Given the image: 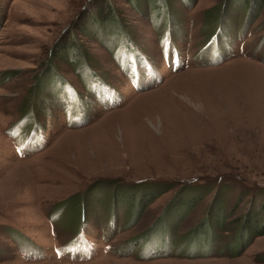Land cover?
Here are the masks:
<instances>
[{
    "label": "rangeland",
    "instance_id": "1",
    "mask_svg": "<svg viewBox=\"0 0 264 264\" xmlns=\"http://www.w3.org/2000/svg\"><path fill=\"white\" fill-rule=\"evenodd\" d=\"M263 206L264 0H0V264H264Z\"/></svg>",
    "mask_w": 264,
    "mask_h": 264
},
{
    "label": "trees",
    "instance_id": "2",
    "mask_svg": "<svg viewBox=\"0 0 264 264\" xmlns=\"http://www.w3.org/2000/svg\"><path fill=\"white\" fill-rule=\"evenodd\" d=\"M139 0H129V4H132L134 6H136V3L138 2ZM160 2L164 1L166 2V0H159ZM109 8H107V11L106 12H103L101 13L100 15L96 16L95 20L98 21L99 23L101 24H104V26H108L107 24H109V22H111L113 19H116V15L114 13V11H112L111 9V12H108ZM166 187H168L167 189H171L172 186L170 185H166ZM147 188L151 189V190H157L158 193L160 192L161 189H165V186L163 185H158L157 183H150ZM137 188H131V190H136ZM160 195V194H159ZM159 195H156V196H159ZM264 207V206H263ZM260 209H263L262 207L255 211L254 215L256 217V219H258V211ZM264 211V209H263ZM215 217V216H214ZM246 218H247V226H245L243 228V232H244V235H249V237L253 236V235H264V227L263 228H260L259 225H260V222H261V219H258V226L256 229H253L254 227V222L252 221V213H247L246 215ZM238 220V218H237ZM161 221L160 217L158 218V220L154 223L153 226H151L146 232H149L151 230L152 227H155L157 225V223ZM213 227L215 228H220L221 227V221H219L218 223H216L215 225H213ZM196 228H198V230H196ZM195 229H193L191 232H189V234L185 235V236H182L180 238H178V242L179 244H181L182 242H187V241H194L195 243L198 242L199 239L201 240H204V237H205V233L204 231L205 230H200V225H198ZM205 228V227H204ZM197 231V232H196ZM239 237H242V233L239 235ZM218 240L216 234L214 233V229H213V233H212V238L211 240ZM175 240V239H174ZM247 240V239H246ZM245 239H242L243 242H246ZM249 241V240H248ZM252 241V240H250ZM249 243V242H248ZM247 245V244H246Z\"/></svg>",
    "mask_w": 264,
    "mask_h": 264
}]
</instances>
